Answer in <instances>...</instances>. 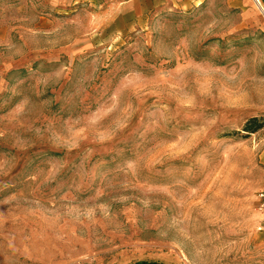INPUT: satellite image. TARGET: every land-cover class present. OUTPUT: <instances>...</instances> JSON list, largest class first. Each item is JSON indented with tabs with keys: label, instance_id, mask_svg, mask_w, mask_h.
Instances as JSON below:
<instances>
[{
	"label": "rangeland",
	"instance_id": "rangeland-1",
	"mask_svg": "<svg viewBox=\"0 0 264 264\" xmlns=\"http://www.w3.org/2000/svg\"><path fill=\"white\" fill-rule=\"evenodd\" d=\"M260 193L264 0H0V264H264Z\"/></svg>",
	"mask_w": 264,
	"mask_h": 264
},
{
	"label": "trees",
	"instance_id": "trees-1",
	"mask_svg": "<svg viewBox=\"0 0 264 264\" xmlns=\"http://www.w3.org/2000/svg\"><path fill=\"white\" fill-rule=\"evenodd\" d=\"M255 123H256L255 119H252L249 122H247L243 127V132L247 134L255 133L257 130L261 128L260 126L255 127ZM135 264H157V263L139 262Z\"/></svg>",
	"mask_w": 264,
	"mask_h": 264
},
{
	"label": "built area",
	"instance_id": "built-area-1",
	"mask_svg": "<svg viewBox=\"0 0 264 264\" xmlns=\"http://www.w3.org/2000/svg\"><path fill=\"white\" fill-rule=\"evenodd\" d=\"M258 201L260 203V209L264 212V193L258 195Z\"/></svg>",
	"mask_w": 264,
	"mask_h": 264
},
{
	"label": "crops",
	"instance_id": "crops-1",
	"mask_svg": "<svg viewBox=\"0 0 264 264\" xmlns=\"http://www.w3.org/2000/svg\"><path fill=\"white\" fill-rule=\"evenodd\" d=\"M246 1V0H245Z\"/></svg>",
	"mask_w": 264,
	"mask_h": 264
}]
</instances>
